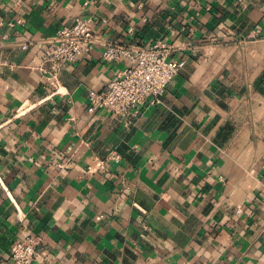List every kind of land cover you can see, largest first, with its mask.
I'll use <instances>...</instances> for the list:
<instances>
[{"label": "crops", "instance_id": "obj_1", "mask_svg": "<svg viewBox=\"0 0 264 264\" xmlns=\"http://www.w3.org/2000/svg\"><path fill=\"white\" fill-rule=\"evenodd\" d=\"M78 18L99 43L56 85L41 42ZM108 42L185 61L160 103L91 109ZM24 237L33 264H264V0H0V264Z\"/></svg>", "mask_w": 264, "mask_h": 264}, {"label": "built area", "instance_id": "obj_2", "mask_svg": "<svg viewBox=\"0 0 264 264\" xmlns=\"http://www.w3.org/2000/svg\"><path fill=\"white\" fill-rule=\"evenodd\" d=\"M44 62L50 65V80L57 85L62 66L78 62L99 43L93 33L90 19H76L71 27L60 29L54 36L43 40ZM104 62L124 61L125 68L111 78L100 92L88 94L92 110L105 109L114 115L127 117L151 100L160 103L166 88L185 64L184 60L170 58L171 48L154 44H102ZM112 155V160H118ZM38 238L24 237L10 248L12 264H33L37 258Z\"/></svg>", "mask_w": 264, "mask_h": 264}]
</instances>
